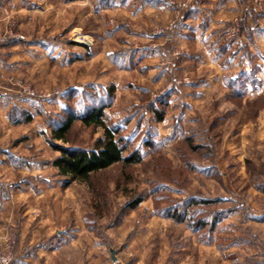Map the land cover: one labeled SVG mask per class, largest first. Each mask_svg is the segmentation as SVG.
<instances>
[{
    "label": "rangeland",
    "instance_id": "374dc122",
    "mask_svg": "<svg viewBox=\"0 0 264 264\" xmlns=\"http://www.w3.org/2000/svg\"><path fill=\"white\" fill-rule=\"evenodd\" d=\"M210 2L0 0V95L15 99L0 113V264H137L133 241L142 264H264V0ZM249 45L258 63L230 68ZM100 105L143 161L71 180L56 146L92 148L104 129L77 120L64 142L54 125ZM186 205L208 225L162 215Z\"/></svg>",
    "mask_w": 264,
    "mask_h": 264
},
{
    "label": "trees",
    "instance_id": "16d2710c",
    "mask_svg": "<svg viewBox=\"0 0 264 264\" xmlns=\"http://www.w3.org/2000/svg\"><path fill=\"white\" fill-rule=\"evenodd\" d=\"M106 105L94 106L88 110L85 115L69 114L65 121L58 125H54V137L68 142V134L77 120L82 121L87 126H96L104 129V136L96 140L94 147H63L56 146L61 151V155L57 156L53 164L57 166L60 173L71 177V180L90 182L93 175L115 164L122 163L124 166H132L143 161V157L139 150H134L131 154L125 155L127 145L122 143L118 137L120 130L117 127L110 126L104 118V110ZM164 116L159 114L158 120H163ZM152 145L151 143H147ZM157 190V189H156ZM158 191V190H157ZM144 195H138L127 207L129 209L136 208L143 200ZM192 200L191 204L209 203L207 200ZM188 205L182 211L177 207L168 209L162 215L173 218L179 222H187L191 227H205L208 222L204 219H198L196 223H192V217H189ZM161 213V212H160ZM213 228L214 222L209 223Z\"/></svg>",
    "mask_w": 264,
    "mask_h": 264
},
{
    "label": "crops",
    "instance_id": "0c3cea01",
    "mask_svg": "<svg viewBox=\"0 0 264 264\" xmlns=\"http://www.w3.org/2000/svg\"><path fill=\"white\" fill-rule=\"evenodd\" d=\"M210 3H211V6H210L211 10H209V13L210 14H213V12L221 13L223 11H228V12L229 11H232V13H234V12H239L240 9H241L240 4H239V0H211ZM234 4H236V5H234ZM202 11L203 10H201L200 12H198L194 16L195 17V22H197L196 20L201 19V16L203 15V12ZM204 17L207 18V20L210 22L209 23L210 26L209 27L207 26V28H205L206 29L205 30V37L210 36L213 39L215 36L212 35V32H213V30H212V27L213 26H212V20H211L212 17L211 16H208V15H205ZM194 24L196 25V23H194ZM258 38H259V35L257 34V32H255L254 33V39L255 40H258ZM254 39H252V40H254ZM252 49H253V47L250 46V48H249L250 55L248 54V56H247L246 49H245V51L242 50V49L235 51V53H234L235 56H234V58L231 59V64L229 65V67L230 68L232 67L233 70H237L238 71V70H241V69H244L245 70V69L249 68L250 67V64L252 65V63H255V62L258 63V61H256V58L254 56L255 53H256V51H255V53H252V51H251ZM242 54L243 55H246L245 62L243 61V59L242 60L240 59V62L237 61L238 58H243V55ZM219 61H220V58H218L217 62L215 60H210V62L207 65L212 66V67H210L211 70H213V68H217L219 71L220 70H225L224 68L223 69L221 68V63H219ZM247 65H248V67H247ZM207 82H209L208 79H207ZM204 83L205 82H203L201 84V88H204ZM5 98H7V99H5ZM11 99H12L11 98V95H8L7 93H3L2 95H0V113L1 114L3 112L7 111V108H9V104H11L12 102H14L15 99L14 100H11ZM21 104L27 105L26 102H22ZM28 106H29V109H27V110H29L30 112H32V108L33 107H31L32 106L31 105V102L28 103ZM2 115H4V114H2ZM0 177H1V175H0ZM134 242L135 241L129 242L127 244V248L129 250V252H132L133 253V256H134L133 259L136 261V263L137 264H142L143 261H144V255H145L144 253L145 252H143V249L141 247H138L137 245H135ZM116 253H117V251H116ZM116 258H118V260H119V257H116Z\"/></svg>",
    "mask_w": 264,
    "mask_h": 264
},
{
    "label": "water",
    "instance_id": "95a60500",
    "mask_svg": "<svg viewBox=\"0 0 264 264\" xmlns=\"http://www.w3.org/2000/svg\"><path fill=\"white\" fill-rule=\"evenodd\" d=\"M112 254H113V258L116 259L115 251L114 250H112Z\"/></svg>",
    "mask_w": 264,
    "mask_h": 264
}]
</instances>
